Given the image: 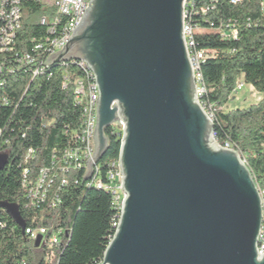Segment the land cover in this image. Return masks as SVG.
<instances>
[{
	"label": "water",
	"instance_id": "95a60500",
	"mask_svg": "<svg viewBox=\"0 0 264 264\" xmlns=\"http://www.w3.org/2000/svg\"><path fill=\"white\" fill-rule=\"evenodd\" d=\"M183 2L90 0L68 43L46 59L83 60L95 74L84 179L105 157V130L118 118L125 125L126 198L99 264H264L259 190L237 151L213 142L184 42ZM6 162L0 154V169ZM5 208L24 230L17 208Z\"/></svg>",
	"mask_w": 264,
	"mask_h": 264
},
{
	"label": "trees",
	"instance_id": "16d2710c",
	"mask_svg": "<svg viewBox=\"0 0 264 264\" xmlns=\"http://www.w3.org/2000/svg\"><path fill=\"white\" fill-rule=\"evenodd\" d=\"M188 11V22L197 30H190L187 41L194 40L195 50L205 53V59L198 62L197 85L204 89L200 104L213 115L214 139L219 144L229 143L237 151L257 188L264 191V0H240L236 4L230 0H194ZM44 13L41 0H32L28 7L26 0L17 1L15 14L23 17L16 48L0 45V62L5 55L30 51V39L43 30L40 19ZM227 24L237 29L236 39L225 38L219 32L220 25ZM61 63L69 65L72 82L79 74L80 79L86 76L75 60L53 62L50 68L37 69L33 79L28 68L0 74V97L11 100L8 106L0 103V154L7 156L0 169V222L5 224L0 226V264H47L44 251L29 240L5 205H16L24 225L29 224L35 210L25 207L28 200L21 187L23 169L31 178L36 177L41 168L49 166L54 154H61L68 146L65 130L80 127L83 105L73 101L76 90L72 82L62 87L66 67ZM241 80L252 86L261 99L246 107L225 110ZM105 135V157L109 161L101 168L97 161L93 174H104L110 160L120 153L121 138L111 131V126ZM6 139L8 143L2 144ZM30 148L35 155L25 162ZM112 205L113 195L106 189H95L92 182H69L62 203L41 213L42 225L71 229L58 264L101 262L119 218Z\"/></svg>",
	"mask_w": 264,
	"mask_h": 264
},
{
	"label": "built area",
	"instance_id": "2783aa9c",
	"mask_svg": "<svg viewBox=\"0 0 264 264\" xmlns=\"http://www.w3.org/2000/svg\"><path fill=\"white\" fill-rule=\"evenodd\" d=\"M18 0H0V45L9 44L16 48L17 33L21 26L23 14H15V4ZM90 0H41V7L45 9V13L40 19V25L43 30L33 36L29 42L30 51L22 52L21 55H5L3 61L0 62V74H9V72H19L21 68H28V73L34 78V71L42 68H50L48 65L50 60H46L51 54L61 51L63 46L68 43L75 30H69V22H76L78 27L85 9ZM236 4L240 0H230ZM194 0H184L183 2V22H185V30H193V27L188 22V7L193 4ZM32 5V0H26V7ZM206 9L203 8L202 12ZM231 24L221 26L219 32L222 36L228 39L237 38V29ZM226 28H229L227 31ZM184 37V32H183ZM185 46L188 53V59L191 64L192 71L195 69L198 62L205 59L203 51L195 50V43H186ZM48 65L45 67L44 65ZM62 74V87H67L72 81L67 67ZM75 65L78 66L80 72H89V97H91V107H89L86 115H82L80 127L76 129L65 130L68 135V146L61 154H54L50 159L49 166L39 170L36 177L31 178L28 170L25 168L22 172L21 187L27 198L26 208L35 210V214L30 218L28 225H24V234L38 248L44 251V262L47 264H58L61 254V248L67 243L68 231L66 226L48 227L42 225L43 211L54 209L62 203L65 187L70 181L74 184L83 185L84 182H92L93 188L102 190L105 187V182L114 183V205H112L118 217H120L126 193L123 189V174L120 169L119 156L116 159H111L105 168L104 174H93L92 163L90 164L91 172L87 178L83 176L88 171L86 162L92 156L91 137L93 129L96 126V101L99 98L98 86L96 83L95 74L89 65L83 60H75ZM195 77V76H194ZM196 80V78H195ZM73 87H76L73 101L79 105V85L80 74L72 82ZM243 82L237 86V90L241 89ZM204 92L196 85L197 96ZM1 105L8 106L11 100L5 96L0 97ZM115 105V103H113ZM212 121L213 115L207 113ZM213 122V121H212ZM125 129L124 122L121 118L111 124V131L122 138ZM3 129H0V134ZM213 133V131H212ZM8 143V140H3L2 144ZM226 143V142H225ZM229 144V143H226ZM230 145V144H229ZM230 149H232L230 145ZM35 150L30 148L26 151L25 162L33 158ZM259 190V189H258ZM262 204L261 226L259 229L257 240H261L264 244V191L259 190ZM37 210V211H36ZM39 212V213H38ZM37 213L39 215H37ZM42 213V214H41ZM25 223V222H24ZM5 224L0 222V226ZM38 242V244H36ZM262 254L263 252H258ZM25 264V261L22 262Z\"/></svg>",
	"mask_w": 264,
	"mask_h": 264
},
{
	"label": "bare ground",
	"instance_id": "6f19581e",
	"mask_svg": "<svg viewBox=\"0 0 264 264\" xmlns=\"http://www.w3.org/2000/svg\"><path fill=\"white\" fill-rule=\"evenodd\" d=\"M75 29H76V22H69V30H75ZM183 32H184V41H186V43H188L187 37L190 34V30H185L184 22H183ZM71 60H75V59H70V60L61 59L60 61L57 60L55 62H61V61L62 62H68V61H71ZM197 68H198V65H196L195 69H193V73H194V76L196 78V85H197V79L199 78V74L197 73ZM88 88H89V72L86 73V76L84 78L80 79V85H79V98H80V102L79 103H81L83 105L84 115H86V112H88L89 107H91V97H89ZM75 90H76V87H75ZM211 136L213 138V142H215L216 145H219V146H221L223 148L230 149V146L228 144H219V143H217L215 141V139H214V134L213 133L211 134ZM102 159H100V160H102ZM100 160H94L92 162V167L95 166L97 161H100ZM104 189H106L107 191L111 192V194L113 195V199H114V183L113 182H105ZM119 218H118L117 223L115 224L116 228H117V225H118V222H119ZM112 238H111V240H112ZM257 251L258 252H264V244H262L261 240H257Z\"/></svg>",
	"mask_w": 264,
	"mask_h": 264
},
{
	"label": "rangeland",
	"instance_id": "374dc122",
	"mask_svg": "<svg viewBox=\"0 0 264 264\" xmlns=\"http://www.w3.org/2000/svg\"><path fill=\"white\" fill-rule=\"evenodd\" d=\"M243 86L241 89L237 90L229 103L225 106V110L232 109L235 107H246L251 104L257 103L261 99V95L250 85L246 84L243 80ZM204 110L207 113H210V109ZM109 161L108 157H104L102 160L98 161V167L101 168L102 166L106 165ZM10 207L13 209V211H16V205L11 204Z\"/></svg>",
	"mask_w": 264,
	"mask_h": 264
}]
</instances>
